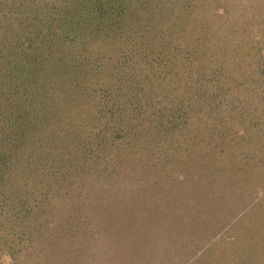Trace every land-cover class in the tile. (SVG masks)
<instances>
[{
  "label": "trees",
  "instance_id": "1",
  "mask_svg": "<svg viewBox=\"0 0 264 264\" xmlns=\"http://www.w3.org/2000/svg\"><path fill=\"white\" fill-rule=\"evenodd\" d=\"M259 8L264 14V0H0V264L4 256L13 264H95L96 259H76L77 246L65 234L77 236L82 227L62 225L55 216V211L63 212V199L72 206L83 193L80 186L88 185L86 202L123 200L121 209L130 218L138 207L141 213L150 209L148 200L156 190H166L163 206L176 215L180 205L171 188L150 180L154 169L167 176L172 174L168 164L185 160L184 170L195 165L197 172L208 170L204 177L210 180L226 168L235 143L226 129L236 119L224 90L230 91L237 79L223 86L206 73L207 66L226 60L234 45L232 38L221 37H242ZM234 11L229 24L227 16ZM144 68L149 80H143ZM143 105L157 114L145 118L147 124L142 122ZM207 105L208 115L216 116L210 130L222 133L219 149L194 143L204 133L199 112ZM99 126L104 133L96 130ZM168 130L171 139L180 140L179 152L170 138H162L169 137ZM156 134L170 143L167 157L159 155ZM94 144L107 152L99 155ZM116 156L125 164H113ZM209 156L217 159L208 163ZM151 157L160 161H149ZM94 170L99 176L109 172L110 186L98 184L101 178L87 182L86 173ZM192 172L187 174L191 187L200 182ZM120 179L126 188L115 186ZM15 180L25 196L34 192L35 205L29 206L26 197L18 209L14 198L9 200L13 193L5 187ZM206 188L193 187L195 200L201 194L218 198L209 193L213 185ZM35 207L39 216L33 215ZM206 209L195 214L192 232L205 229ZM45 212L50 218H39ZM48 220L51 233L43 228ZM216 243L213 239L206 247L207 264H219L221 252L214 257L209 250Z\"/></svg>",
  "mask_w": 264,
  "mask_h": 264
},
{
  "label": "rangeland",
  "instance_id": "2",
  "mask_svg": "<svg viewBox=\"0 0 264 264\" xmlns=\"http://www.w3.org/2000/svg\"><path fill=\"white\" fill-rule=\"evenodd\" d=\"M241 11L240 9L239 12ZM262 11V8L254 9L255 19L251 23L248 22L250 24H248V28H244L246 30L242 29L240 33L242 37L238 36L235 39L231 33L227 34V37H221L224 40L232 38L234 50L227 55L226 60L221 61V64L216 65L212 61L207 66L206 73L208 75L212 73V77L217 78L223 86L234 78L237 79L238 83L233 85L230 91L224 90V97L230 102L232 109L230 111H233L236 119L229 122L231 124L226 129V132L230 131L235 136L234 148L228 151L227 162L230 164L227 163L226 168L220 169L221 171L216 173V177L210 180L204 177V173H208V170L201 169L200 172H197L194 169L195 165L184 170V167L188 166L185 164V160L179 161L176 165L175 163L173 165L172 163L168 164L167 171L171 170L172 174L167 176L165 173L160 174L158 168L154 169L152 171L154 177L150 180H160L168 189L171 188V192H173L171 197L176 199L177 206L180 205L176 215H173L171 209L163 206L167 197L165 195L166 190L164 192L156 190L148 200L150 209L141 213L142 208L138 207L137 215L131 219L126 213L127 210L124 212L125 209H121L122 203H125L123 200L116 199L115 201V199L105 197L99 200L97 198L93 203L86 202L87 196L84 195L87 194L85 189L88 185L80 186V191L83 193L76 196L74 205L71 206L68 203L67 205L63 199V212H59V214L55 211V216L62 225L82 227L78 230L80 234L78 233L77 236H75L76 233H68V231L65 233L73 239V244L77 246L75 252L78 256L74 255L77 257L76 259L81 257L82 259L87 257L91 261L96 259V261L94 260L95 264H107L109 260L110 263L115 262L114 264L116 261H119L120 264H207L210 255L206 252V247L210 246L213 239H217L218 243L213 245L217 248L209 250L214 257H217V250L221 252L222 257L220 256L219 264H264V14H261ZM236 12H231L227 16L228 23L229 20L234 21L236 18L234 13ZM216 48L219 49L217 46ZM147 68L149 69V67ZM143 70V80H149L150 71L145 68ZM150 103L151 101H148V104ZM137 108L141 109V106ZM142 109V122L147 124L151 120V116L157 117L156 112L152 115L147 112L150 107L143 105ZM204 109L206 111L199 112L203 119L200 120V125H202L204 133L198 135L196 139L201 138L194 143H199V148L201 146L203 148L216 146L219 149L224 144L220 137L221 130L217 131L216 128L215 133L210 130L212 126L210 123L216 116L213 112L208 115L210 112L208 105ZM147 117L149 120L146 122L145 118L147 119ZM118 126L119 122H116L115 127ZM165 129L164 127V131ZM96 130H101L100 126ZM168 134L169 137L165 135L162 138H173L171 132ZM186 135L188 134H185L181 139L182 143ZM156 136L158 137L155 138V143L157 139L161 142V145L158 144L160 147L159 155L167 157L166 152L170 143L167 144L163 139L161 140L160 134H156ZM175 139H171L173 150L179 152L181 149L179 143L181 142L177 137ZM227 145H230L228 140ZM94 147H96L99 155L107 152V150L98 147L97 144H94ZM173 150L172 154L174 153ZM99 151L102 152L99 153ZM215 156H209L208 163L216 160L217 157ZM128 157L131 156L128 155ZM104 159L110 161V155L105 154ZM111 160H113V164L115 162L116 164L120 163L119 165L125 164V162L119 161L118 156ZM153 160L155 159L151 157L149 161ZM155 161H160V159L157 157ZM194 162L192 160L191 164ZM47 168L52 171L51 167ZM202 168H204L203 164ZM188 172L200 177V182L193 187L201 188L202 186L203 189H207V185L209 187L213 185L214 191L209 193H218V198H205L207 197L206 194H201L200 197L196 195L198 199L195 200L193 187H191V182L187 180ZM30 174L32 175V173ZM105 176L108 177L109 172L99 176L97 170L88 171L86 180L92 183L101 178L102 181L98 184L108 187L110 185ZM40 178H42L41 175ZM47 178L43 176L44 184L47 183ZM51 178L54 179L55 177ZM123 182L120 179L115 186L126 188ZM13 183L15 186L6 185L5 188L8 187L7 190L9 191L7 192L13 193L8 197L9 200L10 197L14 198L16 208L20 209L21 206H25L26 197L29 206L36 204V200L31 198L34 192L25 196L23 188L19 186L18 182L15 180ZM62 184L64 185V181ZM47 185L54 187L55 184L53 185L51 182ZM41 191L42 189L38 190L37 194H41ZM52 191L54 192V189ZM60 197L61 195L57 196L55 201L59 202ZM28 198L31 199L28 200ZM204 198L207 203L203 202ZM177 206L175 207L177 208ZM118 207L119 209H116ZM204 208H207L204 218L208 219L209 222L205 225V229L192 232L191 228H195L196 223L194 216L197 212H202ZM217 208H221L220 212L217 211ZM36 210L37 207L34 208L33 215L39 216V213H34ZM49 214L45 212L39 218H46V216L50 218L51 215ZM125 223H129L128 226H124ZM88 224L90 227L84 228ZM51 225V221L48 220L43 228H46L49 233L50 229L48 230L47 227L50 228ZM124 229L127 231H123ZM3 261L4 264H13L8 256H4Z\"/></svg>",
  "mask_w": 264,
  "mask_h": 264
}]
</instances>
